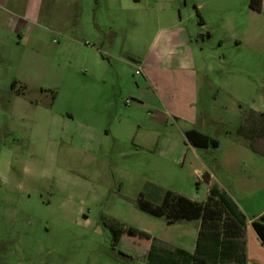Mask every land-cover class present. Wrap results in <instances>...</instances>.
<instances>
[{
	"label": "rangeland",
	"instance_id": "1",
	"mask_svg": "<svg viewBox=\"0 0 264 264\" xmlns=\"http://www.w3.org/2000/svg\"><path fill=\"white\" fill-rule=\"evenodd\" d=\"M186 1L203 4L185 23L198 35L196 97L184 71L150 75L178 121L136 106L149 30L115 42L121 63L101 54L107 41L86 25L90 11L99 22L101 0L82 3L81 23L75 16L65 33L0 41V264H148V236L188 250L200 220L170 224L138 209L167 191L203 203L215 188L245 220L264 208V0L259 10L251 0ZM50 15L46 7L40 23L55 24ZM123 16L129 29L132 12ZM189 128L218 149H193ZM114 227L131 233L115 243Z\"/></svg>",
	"mask_w": 264,
	"mask_h": 264
},
{
	"label": "crops",
	"instance_id": "2",
	"mask_svg": "<svg viewBox=\"0 0 264 264\" xmlns=\"http://www.w3.org/2000/svg\"><path fill=\"white\" fill-rule=\"evenodd\" d=\"M87 1L93 5L94 3L97 4L98 0H0V41L10 40L14 36L22 39H28L30 36L38 38L43 32H50L51 30L65 33V23H68L69 27L73 26V23H76L73 20L75 16L79 17L81 23L83 14L80 10V5L87 3ZM101 3H103L104 10L101 8L99 12V22L91 11L86 17L87 29L89 34L95 37L93 39H98L101 33L103 39L107 41L104 47L106 54H101L105 57H110L112 61L121 63L119 55L123 53L122 50L120 51L121 53L114 52L115 42L124 38L125 35H130L138 41L137 37L141 33H139V28L143 31L149 30L152 39L148 46L147 54L140 56V60H137L140 67H138L139 69L136 72L141 71L145 87L139 91L140 101L136 102V106L157 107L162 117L165 118V122L168 121L169 117L174 121H178L176 114L169 110L166 100L161 94L159 95V92L157 93L154 90L150 75L152 71L158 70L178 69L182 72L184 71L193 77L192 95L196 97L197 85L196 79H194V71L195 56L198 52L196 47L198 35L195 32V25L189 27L185 23L192 19L193 12L196 15H200L203 4L196 3L190 7L187 5L186 0H130L129 2H126V0H101ZM46 7L51 10L50 17H52V23H55L52 26L49 23L47 25L40 23ZM182 9L186 10V14L183 15ZM126 11L132 12V18L128 21L129 29L126 28V21L123 16ZM203 25V21L199 22L198 28L203 29ZM69 30L70 33L72 30ZM128 30L133 33V36L127 34L129 33ZM73 33L74 31H72ZM92 50L94 51V49ZM192 106V103H190L188 109L194 110ZM262 128L263 125L258 124L257 132L260 133ZM190 131L198 132L189 128L185 133ZM214 149H218V147ZM206 180L208 182L210 180L208 174H206ZM240 211L244 210L241 208ZM254 213V219H257L264 213V208ZM254 219L246 220L244 227L245 264H258L257 261L254 263V254L251 252L250 246L257 251V255L259 254V262H264V247L250 225V222ZM198 231L199 228L194 234L193 245L188 250L176 247L173 251H170V249L162 246L163 243L148 236L150 244L146 253V262L147 254L152 248L155 249L157 257L161 259H165L167 253L175 251H182L192 255ZM177 259L178 264H191V262H187L180 257Z\"/></svg>",
	"mask_w": 264,
	"mask_h": 264
},
{
	"label": "trees",
	"instance_id": "3",
	"mask_svg": "<svg viewBox=\"0 0 264 264\" xmlns=\"http://www.w3.org/2000/svg\"><path fill=\"white\" fill-rule=\"evenodd\" d=\"M250 8L259 10L260 0H251ZM202 21L200 20V23ZM188 143L195 148H216L217 142L196 131L185 133ZM138 209L154 218L171 224L200 220V227L192 255L182 251L167 253L165 259L157 257L152 248L147 254L148 264H178V257L191 264H245L244 227L246 220L237 207L215 188H211L203 203L192 202L180 195L165 192L160 205L152 206L142 198ZM251 228L264 247V213L250 222ZM115 243L130 228L112 229Z\"/></svg>",
	"mask_w": 264,
	"mask_h": 264
},
{
	"label": "built area",
	"instance_id": "4",
	"mask_svg": "<svg viewBox=\"0 0 264 264\" xmlns=\"http://www.w3.org/2000/svg\"><path fill=\"white\" fill-rule=\"evenodd\" d=\"M136 74H138V72H136Z\"/></svg>",
	"mask_w": 264,
	"mask_h": 264
}]
</instances>
